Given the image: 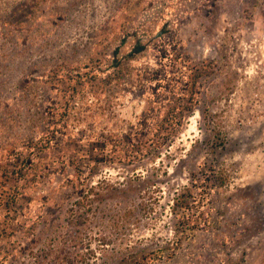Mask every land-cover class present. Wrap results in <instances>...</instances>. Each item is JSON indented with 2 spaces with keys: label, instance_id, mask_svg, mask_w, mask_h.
I'll return each instance as SVG.
<instances>
[{
  "label": "rangeland",
  "instance_id": "obj_1",
  "mask_svg": "<svg viewBox=\"0 0 264 264\" xmlns=\"http://www.w3.org/2000/svg\"><path fill=\"white\" fill-rule=\"evenodd\" d=\"M263 143L264 0H0V264H264Z\"/></svg>",
  "mask_w": 264,
  "mask_h": 264
},
{
  "label": "built area",
  "instance_id": "obj_2",
  "mask_svg": "<svg viewBox=\"0 0 264 264\" xmlns=\"http://www.w3.org/2000/svg\"><path fill=\"white\" fill-rule=\"evenodd\" d=\"M107 10V8H105V11ZM75 29L78 31V9L70 16H68L66 22H65V26H69V25H73ZM253 99L254 101H256L257 103H260L262 101V96L259 92H256L254 95ZM260 115H258L254 110L251 111V116L249 119H247V121L244 120H240L238 122V126L240 128H244L247 125H255V120L260 119ZM252 158H256L259 161V164L262 165L264 162V143L257 148V150H255V154L252 155ZM241 160V158H239Z\"/></svg>",
  "mask_w": 264,
  "mask_h": 264
}]
</instances>
